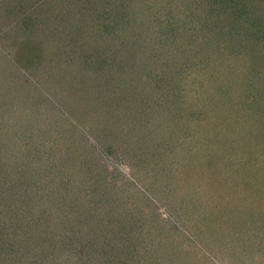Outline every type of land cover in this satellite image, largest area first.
<instances>
[{
  "label": "rangeland",
  "instance_id": "1",
  "mask_svg": "<svg viewBox=\"0 0 264 264\" xmlns=\"http://www.w3.org/2000/svg\"><path fill=\"white\" fill-rule=\"evenodd\" d=\"M154 1L0 0V185L10 168L11 181L34 163L49 172L48 182L3 190L0 240H40L43 218L44 232L62 235L77 219L55 217L64 205L43 199L63 193L89 218L77 242L102 244L91 264H125L130 248L154 264H264V40L252 44L262 54L251 70L234 46L198 74L192 42L177 60L134 56L142 33L132 30L162 21ZM118 2L134 10L130 30L113 23ZM74 31L84 41L71 42ZM94 45L107 55L98 67ZM178 63L171 93L196 117L159 108L157 82Z\"/></svg>",
  "mask_w": 264,
  "mask_h": 264
},
{
  "label": "trees",
  "instance_id": "2",
  "mask_svg": "<svg viewBox=\"0 0 264 264\" xmlns=\"http://www.w3.org/2000/svg\"><path fill=\"white\" fill-rule=\"evenodd\" d=\"M118 5L120 8H118V10L115 9L113 23H116L115 26L122 23L123 26L129 29V27H132V24L136 22L135 20H131L135 15L133 16L132 14L133 17L130 15L134 10L132 7L126 8V5L122 2H118ZM135 5L139 7L137 4ZM132 10L133 12H131ZM64 13L66 14V12ZM153 14H157V17L162 18V21L158 19L154 26L152 21L150 23L148 22L151 26L150 28L153 27V29L148 28V30H145L144 28L147 25L144 24V27L142 26L141 28L139 27L138 30H132V33L134 34L138 33L140 35V33H142V37L137 34L139 37H137L134 42L137 46L130 48L134 56L135 54H141L145 59L146 57L153 56L157 58L159 54H162L169 57L170 60H177L183 52L188 51V44L192 42L193 50L196 53H199V61L201 62L196 67V74H198L197 69L205 66V59L206 62L209 59L213 66H218L221 60H229L228 58L231 54L227 48L233 46L235 51L240 50L237 55H239L240 58H243V62L245 61V58L247 59L243 64L246 67H249L250 70L251 67L259 65V63L255 62L259 60L257 58L258 54L262 53L258 51V49L252 50V44H254V42L256 43V41L264 40V0H159V4L154 5L153 7ZM60 17L61 15H59V18ZM63 17L65 20H68L67 15H63ZM126 28L124 30H126ZM250 30L256 31L255 40L249 37L252 34ZM74 32L69 34V39L74 38L71 42H75L78 38L82 41V36H76L77 38H75L76 31ZM195 35L201 38L197 37L198 40H196L194 37ZM125 36L127 37L128 35ZM171 36L176 44L168 50L164 45H166L167 41L168 43L171 42L167 40ZM211 47L213 51L211 50ZM173 48H176L175 51H172ZM94 49H96V51H94ZM93 51L96 52L94 64L98 67L99 64L106 59V51L103 48L95 47V45L93 46L92 52ZM248 52H251V54H248ZM124 54L125 53H121V56L124 57ZM253 59H255V61H253ZM177 66V68L174 67L173 69H170L169 74L166 73L163 74V76L161 75V81L157 82L160 87L159 88L158 85L156 87V89H158L156 90L158 94L157 101L159 108L162 110L171 109L172 106H174L173 109L183 108L182 105L180 106V104H176L175 99L177 98V95H172L171 93L174 89L173 86L175 85L176 87L178 84L177 79L181 63H178ZM215 74V79H219L218 73L216 72ZM165 87L170 88L168 92L164 90ZM254 104L256 105L255 102ZM260 105L264 108L263 102ZM186 108L185 111L182 110L189 113V115L190 113H195V117L197 116V111L199 110L192 109L191 104ZM193 118L194 115H192V119ZM253 135L257 134L254 133ZM257 136L263 137L264 135L260 132ZM45 164L46 162L43 165H40L41 171H37V173L36 170L39 169V166L36 167L38 165L37 163H34L32 166L34 168H32V172L30 173H28L27 170H18L16 174L17 177L12 181L8 176L12 171V168L7 170V172L5 170L1 175L3 181L2 186L0 185V197H2L3 201L7 203L4 196H1L4 189H12L17 192L19 191V186L34 187L37 181H43L44 179L48 182V179H46V177H48V171H46L44 167ZM98 175L95 176L96 180L101 179V175ZM39 177H42V179L40 180ZM60 177V175L54 176V178H56V185H58L59 188H61L59 184L63 183ZM64 177L68 179L67 175H64ZM94 183H98L99 185L102 184L100 181H95ZM44 196L46 195L40 194L37 197L42 199ZM52 197L53 198L50 201L46 198L43 200L51 202V205H64L63 208L55 209L52 207L53 212H55V217H57L56 214L59 215L64 211L62 214L64 222L68 217L73 221L77 219L78 222L82 219V224L86 223V220L89 221V218L84 213L83 217L82 212L79 211L77 207L73 206L72 202L75 201H72V199H70L71 201L68 200V197H65L63 193H55ZM21 201H25L24 197H21ZM83 219H85L84 222ZM78 222L75 224L71 221L69 222L68 227H66V223H64L65 225L63 229L65 230L64 232H61V235L60 233L57 234L52 231L49 233L44 232L46 228L42 225L47 223L43 218V222L39 228L43 234V238L34 243H26L25 241L28 239H21L24 237H18V239L13 241L10 240L13 237L5 240L2 238V240H0V264H91L95 257L98 258L96 251L101 255L102 252H104L100 246L102 244H98L99 246L95 249V246L92 247L91 242L87 240L80 239L82 244L77 242L75 232H78ZM8 232L10 235L14 236V232L11 233L9 230ZM57 237L62 238L60 240L57 239ZM20 240L23 242L18 245V241ZM140 243L142 244V242ZM132 251V248H130L129 251L122 254L123 259L126 260L125 264L155 263L153 260L148 261L146 258L140 257L136 250ZM116 259L118 262L113 261V263L119 264V259Z\"/></svg>",
  "mask_w": 264,
  "mask_h": 264
}]
</instances>
